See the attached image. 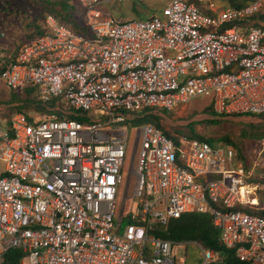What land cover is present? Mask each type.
Returning a JSON list of instances; mask_svg holds the SVG:
<instances>
[{
	"label": "built area",
	"instance_id": "2783aa9c",
	"mask_svg": "<svg viewBox=\"0 0 264 264\" xmlns=\"http://www.w3.org/2000/svg\"><path fill=\"white\" fill-rule=\"evenodd\" d=\"M76 1L91 36L46 15L47 31L0 68L7 89L34 85L44 104L67 105L35 122L15 112L0 128V264L12 248L22 251L20 264H177V243L156 232L184 212L209 214L220 243L264 264V214L234 209L264 203L253 201L228 144L175 142L144 123L130 163L136 156L134 204L124 213L125 197L117 210L127 141L120 123L132 114L209 93L219 114L264 113V23L253 19L264 0H167L145 19L107 15L104 0ZM198 247L201 264L215 262L216 251Z\"/></svg>",
	"mask_w": 264,
	"mask_h": 264
},
{
	"label": "rangeland",
	"instance_id": "374dc122",
	"mask_svg": "<svg viewBox=\"0 0 264 264\" xmlns=\"http://www.w3.org/2000/svg\"><path fill=\"white\" fill-rule=\"evenodd\" d=\"M167 0H104L99 3L101 10L112 17H119L121 19H145L152 13H158L160 8L164 6ZM217 5H231L229 0H214ZM201 8H206L207 3H197ZM256 21L264 23V8L258 13ZM85 23V17L81 18ZM32 21H38L41 27H44L43 20L38 16V8L33 4L32 0H0V33L6 39L18 38L22 30L31 33L34 37V32L32 31ZM2 31V32H1ZM86 36H91L90 31L87 30L85 33H81ZM36 37V36H35ZM32 38V37H31ZM23 39V36L20 38ZM17 40V45L19 40ZM27 41V39H26ZM23 44V43H22ZM26 44V43H25ZM4 50H0L3 53ZM37 87L34 85H26L22 92L11 91L4 88V94H6L4 100L13 99L15 96L20 99L21 102L18 109L21 113L29 115L32 110L42 109L47 105H58L60 107L67 106L63 99H53L46 104L40 101ZM31 97L29 98V96ZM213 101V95L209 94H199L189 99L179 102L174 110L168 111L164 109H159L162 113L171 116L172 112L180 110L182 107L185 110V115L177 117L175 119L187 120L193 115L202 112H211ZM51 103V104H50ZM132 118L121 122L127 133L126 141V155L124 157V163L122 165V175L123 181L119 185L118 195H117V210L122 206L123 199L126 200L123 205L124 213H128L134 204V199H131L135 176L133 170L136 166V156L133 157V163H131L132 151L134 148L135 134L138 128L144 123L148 122L153 126H159L161 130L170 133L175 136V132H180L187 136H197L204 135L215 140L214 142L225 143V140H220V136L230 137L229 139L233 142L231 146L235 149L237 153V161L239 165L245 167L248 173L247 181L250 187H253V195L264 197V137H255L253 135H247L243 138L240 133L245 130L248 134L260 133L264 135V126L260 127V123H264V119H256V122L247 123L245 125L226 123L224 121L215 119H198V120H188L187 125L184 126H170L164 115L162 114H151L149 112L142 113L140 116L132 114ZM199 118V117H195ZM186 122V121H182ZM223 122V123H222ZM251 125H255V128H250ZM243 128V130H242ZM262 128V130H261ZM175 131V132H174ZM244 133V132H243ZM179 137V136H178ZM219 137V138H217ZM138 148V143L136 145ZM3 164L0 161V171H2ZM127 177L129 182L127 183ZM261 197V198H262ZM260 200V199H259ZM256 201H258L256 199ZM125 221L120 225L122 230ZM194 241L188 243H178L175 247V258L177 264H201L202 257L201 252ZM184 257L185 262L179 263L178 258Z\"/></svg>",
	"mask_w": 264,
	"mask_h": 264
},
{
	"label": "trees",
	"instance_id": "16d2710c",
	"mask_svg": "<svg viewBox=\"0 0 264 264\" xmlns=\"http://www.w3.org/2000/svg\"><path fill=\"white\" fill-rule=\"evenodd\" d=\"M33 4L38 8V16L43 20L46 15H52L58 23L70 28L77 33H85L89 28L84 24L81 18L85 17V11L78 4L76 0H32ZM252 0H229L231 6H243L251 2ZM197 4L198 2L195 1ZM197 6L202 10L199 4ZM207 11V10H206ZM205 12V11H204ZM259 14L253 19H257ZM259 21H256L258 23ZM32 31L34 36H40L47 31V27H41L38 21H32ZM2 32V31H1ZM25 33H23L24 36ZM27 36L25 39L29 42L34 37L32 34L26 32ZM4 35V33H3ZM18 39L21 38V34L17 35ZM32 37V38H31ZM21 49V48H20ZM20 49L15 47L9 51L12 54H18ZM16 58V57H15ZM15 58L11 60H15ZM0 59V68L7 64L8 60ZM2 61V62H1ZM10 62V61H9ZM53 100V99H52ZM51 104V103H50ZM45 108V107H44ZM17 110V109H15ZM19 112V110L17 111ZM233 115V114H232ZM264 119V113L257 115ZM28 120L29 116H27ZM68 118H76L77 120H82L78 116L68 115ZM221 121V120H220ZM223 123V122H222ZM264 126V123H260V127ZM159 128V126L157 125ZM255 125H251L250 128H255ZM243 130V128H242ZM262 130V128H261ZM164 131V130H163ZM244 132V133H243ZM167 135L173 137L170 133L166 132ZM240 135L245 138L247 135H253L255 137H264L263 134L254 133L248 134L245 130L241 131ZM190 137V136H189ZM193 138L206 139L211 143H215L213 138L204 135L192 136ZM219 138V137H217ZM230 137L220 136V140H225L226 144L231 145L233 142L229 139ZM176 142L177 138L173 137ZM240 208L243 211H252L259 214H264V210L258 211L249 208L248 206H238L234 209ZM157 235L170 239L174 242H185V241H195L200 244L203 248L213 249L218 253L217 259L212 264H251L248 261L239 260L233 248H228L220 243V231L217 227L212 224L211 217L207 213H197L188 212L180 215L178 218H171L165 230L156 232ZM23 257V253L18 248H12L5 254V259L3 264H20V260Z\"/></svg>",
	"mask_w": 264,
	"mask_h": 264
},
{
	"label": "crops",
	"instance_id": "0c3cea01",
	"mask_svg": "<svg viewBox=\"0 0 264 264\" xmlns=\"http://www.w3.org/2000/svg\"><path fill=\"white\" fill-rule=\"evenodd\" d=\"M220 6H222V5H220ZM98 8L101 10V8L99 6H98ZM202 10L205 11V12H207V13L212 12L207 7L204 8V9L202 8ZM117 18H119V17H117ZM23 33H25L24 36H23ZM20 34H21V37L23 36V39H20L19 40V44L17 45L18 38L6 39L4 37V35H1V33H0V50H4L3 53H0V59H3L2 61L8 60L7 63L9 61H13L11 59L15 58L16 57V54L14 55L11 52H5V51H9L11 49H14L15 47H17V49H20V48H22V46L25 45V43L28 42L25 39V37L27 36L26 32L22 30V32ZM4 88L7 89L3 84L0 83V128H5V127L8 126L10 117L15 112H17L19 110L18 109V106H19V104L21 102V100L20 99H17L16 96L13 99H11V101L4 100L5 99V96H6V94H4ZM17 92H20V91H17ZM23 92H24V90L20 94H23ZM30 97H31V95L29 96V98ZM52 107H54V106L53 105H47L45 108L42 107V109L32 110V112L29 115H27V114H25V115L26 116H29V119L31 121L35 122V121L39 120L40 118H42V116L44 114H48L51 111L50 109ZM174 108H172V109H164V108L149 107V108H145L138 115L140 116L142 113L144 114V113H147V112H149L151 114H155V113L162 114V115H164L166 122L170 126H175V127L187 125L189 123L187 121L188 120H193V119L194 120H198V119H200V120L201 119H203V120L204 119H215V120L224 121L226 123L240 124V125L241 124L242 125H245L247 123L256 122V119H259V120L262 119L263 120V118H261L260 116L258 117L257 115H253V114H239V113H235L233 115L232 114H230V115H227V114H219L218 112L214 111L213 106L211 107V112L210 113L209 112L208 113L207 112L198 113V114L193 115L190 119H187V120L175 119L177 117H181V116H184L185 115V110H184L183 107L180 110H177L175 112H172L171 116H168V115H166L165 113H162L159 110V109H164V110L172 111V110H174ZM15 109H17V110H15ZM19 112H20V110H19ZM56 114H57V112H56ZM195 117H199V118H196L195 119ZM182 121H186V122L184 123ZM175 133H177L175 135H185V134H182L180 132L179 133L178 132H175ZM246 181H247V178H246ZM247 183H248V181H247ZM253 194H252V197L255 200L256 199L258 200L256 202H258L259 204H263L264 203V197L260 196V198H259V195L258 196L257 195L254 196ZM178 243L183 244V243H188V242H178Z\"/></svg>",
	"mask_w": 264,
	"mask_h": 264
},
{
	"label": "clouds",
	"instance_id": "9594fccd",
	"mask_svg": "<svg viewBox=\"0 0 264 264\" xmlns=\"http://www.w3.org/2000/svg\"><path fill=\"white\" fill-rule=\"evenodd\" d=\"M203 2V1H202ZM202 2H198V3H202ZM157 127V126H156ZM160 129V128H159ZM163 131V130H162ZM164 133H166L165 131H163ZM169 136V135H168ZM173 136V135H172ZM178 136H180V135H175V136H173V137H176L177 139H178ZM187 136V135H186ZM169 137H171V136H169ZM173 137H171L172 139H173ZM189 137V136H188ZM193 138V137H192ZM177 141V140H176ZM226 144V143H225ZM231 146V145H230ZM233 147V146H232ZM247 172V171H246ZM184 213H188V212H184ZM184 213H182V214H184ZM197 213H202V212H197ZM181 214V215H182ZM209 215V214H208ZM180 216V215H179ZM178 216V217H179ZM210 216V215H209ZM178 217H176V218H178ZM171 219V218H170ZM169 219V220H170ZM168 220V221H169ZM168 223V222H167ZM166 226H167V224H166ZM167 239V238H166ZM185 242H190V241H185ZM195 242V241H194ZM177 244H178V242H176ZM195 243H197V242H195ZM196 245H198V243L196 244ZM200 245V244H199ZM201 246V245H200Z\"/></svg>",
	"mask_w": 264,
	"mask_h": 264
},
{
	"label": "bare ground",
	"instance_id": "6f19581e",
	"mask_svg": "<svg viewBox=\"0 0 264 264\" xmlns=\"http://www.w3.org/2000/svg\"><path fill=\"white\" fill-rule=\"evenodd\" d=\"M253 201H256L255 199Z\"/></svg>",
	"mask_w": 264,
	"mask_h": 264
}]
</instances>
